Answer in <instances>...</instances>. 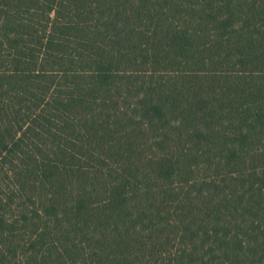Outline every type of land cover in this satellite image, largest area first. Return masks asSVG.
<instances>
[{
	"label": "trees",
	"instance_id": "obj_1",
	"mask_svg": "<svg viewBox=\"0 0 264 264\" xmlns=\"http://www.w3.org/2000/svg\"><path fill=\"white\" fill-rule=\"evenodd\" d=\"M0 264H264V0H0Z\"/></svg>",
	"mask_w": 264,
	"mask_h": 264
}]
</instances>
